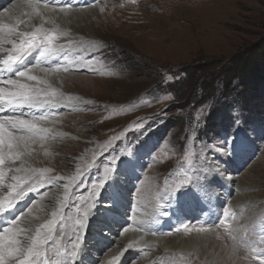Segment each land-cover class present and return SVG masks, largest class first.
Returning a JSON list of instances; mask_svg holds the SVG:
<instances>
[{
	"label": "rangeland",
	"instance_id": "374dc122",
	"mask_svg": "<svg viewBox=\"0 0 264 264\" xmlns=\"http://www.w3.org/2000/svg\"><path fill=\"white\" fill-rule=\"evenodd\" d=\"M103 1L92 0L84 8L87 11L85 17L57 24L63 27L72 24L78 36L93 40L95 43H91L100 48L96 54L88 58L85 56L81 60L77 59L78 53L60 50L68 51L72 56L69 68L75 64L86 67V71H74L75 76L84 81L77 86L76 92L85 102L74 108L64 107V110L55 115V123L66 125V131L59 132V136H62L59 138L66 141L60 144L63 143L64 146L67 143L68 146L63 152L52 149L42 155L50 161L49 164L52 160L56 164L54 173L57 177L75 178L73 187L69 188L72 196L67 202L68 209L62 213L55 212L52 217L47 216V211L54 207L49 198L65 189L57 186L54 179L39 176L33 185L18 193L28 195L33 200L23 210L11 211L6 208V214L0 216L1 226L6 224L7 228L13 221L35 220L37 229L47 230L44 243L38 249L39 256H34L33 261L30 259L28 264H36L40 256L47 258L48 264H68L61 257L55 256L58 249L60 255L64 250L72 255H81V251L87 249L90 253L88 264H103L105 261L111 262L110 264H197V261L199 264H211L196 248L187 249L175 243L178 239L194 238L199 230L205 229L207 233L215 235L214 243L218 248L215 255L221 257L224 264H264L261 259V254H264V109L257 106L248 110L243 108L237 101L235 92L224 95L221 84H218L206 102H200L201 105H198V101L188 102L181 113L175 109L182 105L173 100L168 89V85L176 81L174 75L179 76L178 71L185 67L213 63L211 73L214 71L215 75L232 66L235 56L263 45L264 0H113L116 2L114 5ZM12 2L13 0H0V8L9 7ZM93 2L95 3L92 4ZM95 7L102 12L121 10L123 7V11L128 12V19L142 11L146 20L133 24L134 39L129 37V33L124 30L126 24L121 22H117L118 31L110 29L108 23L109 26L104 24L103 29L96 28L93 31V27L102 24V20L93 14L92 9ZM17 12L35 11L18 7ZM142 40L149 42L141 43ZM153 79L157 80L156 84L163 83V86L152 88ZM235 86L237 89V83ZM260 88L264 89V83ZM219 101H224L226 109L232 114L233 127L220 135L215 129L213 134L207 135L202 130L204 121ZM259 101L260 99L256 104ZM242 116L244 120L253 117L251 120L254 124L243 123L248 132L242 129ZM166 123L170 126L165 130L163 125ZM175 123L179 125V130ZM239 128V135L246 145V162L240 169H230L237 178L231 181L229 198L236 195L240 177L247 175L250 186L246 196L257 201L260 215L253 224L245 226V241L251 242V246L248 248L244 245L243 238L241 242L238 241L237 253L234 257L231 255V246L237 240L232 230V216L236 214V208L228 199L222 200L218 206L214 204L216 221L211 226L191 228L185 224V218L181 214L183 226L157 230L154 238L166 243L171 247L169 249L161 244L159 247L157 242L153 243V249L146 248L137 242L139 238H130V230L135 223L132 216L140 212L142 200L156 205L155 195L161 196L186 183L184 181H189L191 175H198L199 181H209L217 170L227 169L225 161H229V166H232L229 160L231 147L226 138L233 137ZM159 129H164L165 132ZM148 135L160 136L162 142L153 153L154 159L143 165L140 171L142 177L137 181H130L127 172L120 168L112 173L113 169L107 167L105 162H115L120 158L122 144L136 143ZM0 139H3L1 133ZM56 141L53 140L48 148L54 146ZM0 149L9 151L6 143L0 144ZM85 149L86 155L83 152ZM13 151L22 153L15 141L11 152ZM38 160L41 165H49L43 164L40 158ZM212 165L216 167L215 171L212 170ZM90 170L105 181L113 182L116 175L123 180L127 201L123 208L118 203L117 208L113 206L117 214L111 219V232L98 237L97 241L95 238L93 240L94 235L105 229L111 215L105 218L108 221L100 222L87 235L82 234L81 230L74 231L71 226H81L86 212L94 203L101 202L105 206L110 204L106 190H99L92 182L89 184L88 181H83ZM95 172L88 177L92 179L91 176H96ZM37 184L40 189L45 190L43 194L36 188ZM228 188L230 191L229 186ZM10 199L8 197L7 200ZM64 214L67 217H63ZM59 223L67 226L68 230L61 232ZM157 223L161 228L167 225V222L160 219H157ZM73 231L82 234L79 249L67 237V233ZM122 240L127 241L124 251L118 244ZM210 248V245H206L207 250ZM79 260V264H84L80 257Z\"/></svg>",
	"mask_w": 264,
	"mask_h": 264
},
{
	"label": "bare ground",
	"instance_id": "6f19581e",
	"mask_svg": "<svg viewBox=\"0 0 264 264\" xmlns=\"http://www.w3.org/2000/svg\"><path fill=\"white\" fill-rule=\"evenodd\" d=\"M91 1L92 0H13L11 6L0 8V65L4 64L3 61L7 59L10 53H12L13 55L17 53V51L13 52V45H15L16 48L20 47V33H33L36 32L37 29H40L41 33L37 37V43H39L40 40H43L44 34L51 35L55 37V39H53L51 42V47L57 49L56 52L48 56L41 57L39 55L37 64H34L31 68H29V75L35 76L37 78L36 80H29L27 79V76H18L12 79L26 85L28 89L32 90L33 94L38 91V99L41 104L39 107L32 108H29L27 104H25L23 107L17 106L14 109L10 108L11 111L8 116L15 115L37 124V129L34 130L37 134L33 136L27 130L12 129L10 125L5 123V132L11 131L13 135H23L25 137V141L19 144L15 141L18 147L22 150V153H17L15 151L10 153L9 151H3L0 149V159L3 160V163H0V206L4 203H10L16 198V195L21 190L33 185L36 178H38L39 176H43L54 179L55 183H57V186H61L65 189L64 191L62 190L55 193V196L49 198V202L53 203L54 207L53 209H49V212L47 211V216L52 217L55 212L62 213L63 211L68 209L67 202L69 200V197L72 196V194L70 193L71 190H69V188L73 187L75 178H70L69 176L61 178L57 177L54 173L57 169L56 164L53 163V160L51 161V164H49L50 161H47L45 157H42V155H45V152H47L48 150L51 151L53 149L54 151L57 150L63 152L64 149L68 146L67 143L62 146L63 143H60L66 140H64L63 138H59L62 137L59 136V132L66 131V125L63 126L62 124V126H60V124L58 125L57 123H55V120L57 118V116L55 115L44 118L43 120H37L35 118L37 116L44 117V113L60 110L64 107H78L80 106L79 104H83L85 102V100L81 99V97H79L76 92L77 86H79L84 81H82L79 76H75L74 73L79 70L81 72L86 71V67H81L78 64H75L74 66L69 68L68 65L72 58L69 52L78 53L79 57H77V59L81 60L85 56H87L88 58L92 54H96L100 51V48L91 43H95L93 40L78 36L72 24H67L66 27H63V25L58 26L57 24L65 23V20L80 19L81 17H85V12L87 11H84V8L86 9V6L90 5ZM103 2H108L111 5H114L116 3L113 0H104ZM18 7H24L30 11L34 10L35 12H17ZM92 10L94 12L93 14L102 20L101 25L92 28L93 31L96 28L103 29L102 26L104 24H109L110 26H108L110 27V29L118 31L119 26H117V22H121L123 24H126L124 30L129 33V37L132 39H134L135 36L132 31L133 24H135L136 21H138V23H141L146 20V16L142 11L139 14H135V17H129L130 19H128V12L123 11V7L121 8V10L110 9L104 10L103 12L98 10L97 7L93 8ZM9 28L13 29V32L11 34L8 32ZM144 41H147V43L149 42V40H142L141 43ZM44 46L48 45H41V47ZM62 49H66L69 52L66 51L64 53L63 59L61 61L60 50ZM35 51L39 53V47ZM40 58L56 60L57 62H61V65H59L57 68H47L49 69V71L45 72L43 71L45 67L40 63ZM92 69L94 70V67H92ZM38 81L41 82L38 83ZM0 89H3L5 93L15 90L13 85H8L5 83L0 84ZM8 99L9 97H7L6 95L3 96V99H0V104L5 106V108H9L7 105ZM2 120H4V118H0V121ZM42 129H46V131H42ZM53 140H57L56 143L54 144V146L48 148ZM68 142L71 143L70 141ZM83 152L84 155L87 154L86 149L83 150ZM39 158L43 164L49 165L46 166L39 164ZM227 162L229 163V161ZM212 167V170L215 171L216 167L214 165H212ZM228 167L229 164L227 166V169L223 168L221 170H217L214 178L223 182L225 185H228L230 187V192L228 194L231 195V181L233 179L235 180L237 177H235V175L231 172L232 170H228ZM18 168L20 169V171L17 172L16 169ZM248 179L249 178L247 175L240 177L238 182L240 186L239 188H236V195L231 199L229 198V195H215L217 197L215 206L221 204L222 200L226 201L228 199L229 202H231L236 208V214L232 216L233 224L231 223L233 236L237 239L236 242L231 246V255H233V257L234 254L237 253L238 243L241 242L243 238L244 245H246L248 248L251 246V242L248 243V241H245V239H247L244 235L245 226L253 224L254 221H256L260 216L258 215L259 211L257 208V201L246 196V192L250 186ZM113 183L115 185L114 188H116V193L111 195V197L115 199L116 204H120L123 208V205H125L127 202L124 195V187L122 185L123 180L121 181L116 175ZM8 197H10L11 199L7 200ZM159 197L160 194L155 195V202ZM140 208V212L137 213V215L133 214L132 216L133 220H135V223L130 230V238H139L137 239V242L141 243L142 246L150 249H153L154 242H157L159 247L161 244L167 249L171 248L166 243L160 242L159 240L154 238V234L158 232L154 228L153 224V217H157V212L154 213L155 205L145 203L142 200L140 202ZM115 210L116 209L113 208L111 204L105 206L101 202L94 203L93 206L85 214V219L81 225L83 229L80 232L85 235L91 233L95 229L97 224L103 221H108L105 218L111 215L109 221L106 222L105 229L96 233V235H94L93 237V240L95 238V241H97L98 237L107 235L108 232H111V228L113 227V221L111 219H113L117 214ZM216 212L217 211H215L214 213ZM1 215L2 214H0V216ZM65 216L66 214H64L63 217ZM36 225L37 221L35 220L13 221L9 224V227H7L0 233V246H2V249L8 248L10 242H13L11 244L12 247L21 249V252L15 254L16 259L9 258L8 264H18V261L20 259H23L24 254H26L27 252V249L31 247L33 239L37 236ZM40 232L41 239H44L47 234V230L42 229L40 230ZM207 232L208 231L206 229L199 230L196 237L190 239H178L175 241V243L187 249L196 248L201 255H203L211 262V264H224L222 258H218L215 255V252L218 250L217 246H215L214 243L215 235ZM40 244L41 243L37 244L39 245L37 246V249L41 247ZM118 244H120V248L122 249V251H124V248L127 247L126 240L119 241ZM206 245H210L211 248L207 250ZM164 251L165 250H161V252ZM225 252L226 251L224 250L223 253ZM89 257L90 253L87 252V249H83L80 255L81 262L84 264H88ZM30 259H32L33 261L34 256ZM110 263L111 262L109 261H105L103 264ZM197 264H199L198 261Z\"/></svg>",
	"mask_w": 264,
	"mask_h": 264
},
{
	"label": "trees",
	"instance_id": "16d2710c",
	"mask_svg": "<svg viewBox=\"0 0 264 264\" xmlns=\"http://www.w3.org/2000/svg\"><path fill=\"white\" fill-rule=\"evenodd\" d=\"M232 63V66H228L224 71L215 75L213 73L216 72L213 71L211 73L214 67L213 63L211 65L198 64L179 70V76L174 75V80L176 79V81L168 85L169 93L172 94L173 100L182 105L175 111L182 113L188 102L198 101V105H201L200 102H206L208 97L212 96L218 84H221L224 95H230L235 92V97L238 98L237 101L243 108L248 110L253 106L254 108L257 106L261 110L264 109V89L260 88L264 83V44L256 46L249 52H243L235 56ZM156 81L155 79L151 81L152 88L159 85L163 86V83L159 84L158 82L156 84ZM235 83H237V89ZM259 99V103L256 104ZM242 118L243 116L240 117L242 129L248 132L243 127V123L245 125L251 123L253 117L245 120L244 118L242 120ZM176 120L173 121L176 122ZM163 126L166 130L170 124L166 123ZM175 127L179 130L177 123H175ZM232 127V114L226 109L224 101H219L215 104L213 110L209 112V115L206 116L202 130L207 135L213 134L216 130L220 135L226 133ZM165 130L159 129L163 133Z\"/></svg>",
	"mask_w": 264,
	"mask_h": 264
},
{
	"label": "snow or ice",
	"instance_id": "6c2138e0",
	"mask_svg": "<svg viewBox=\"0 0 264 264\" xmlns=\"http://www.w3.org/2000/svg\"><path fill=\"white\" fill-rule=\"evenodd\" d=\"M8 32L11 34L13 32V29L9 28ZM41 30L37 29L36 32L29 33L24 32L20 33V50L19 54L13 55L10 53L6 60L3 61V63L7 66V71L12 72L13 71V65H18L15 69L16 75L20 77L27 76V79L29 80H36L37 78L35 76L29 75V69L27 68H21L19 65H23L24 63V56L28 54L31 51H35L38 47L40 48L39 55L41 57L48 56L54 52L57 51L56 48L51 47V42L53 39H55L54 36L44 34L43 40H40L39 43H37V37L40 35ZM30 37V39H29ZM47 44L48 46L41 47V45ZM17 49L15 45H13V52H16ZM43 71L48 72L49 69L44 68ZM41 81H38L40 83ZM3 83L8 85H13L15 90L4 92L3 89H0V99H3V96L9 97L7 100V105L9 108H15L17 106L23 107L25 104L29 108L32 107H39L41 102L39 101V92H35L33 94L31 89H28L26 85L21 84L17 81H14L12 79L4 80ZM4 109L0 107V111H3ZM35 119L37 120H43L44 117L37 116ZM5 123L11 126L12 129L16 130H27L30 134L35 136L37 133L34 131L37 129V124L30 122L27 119H23L20 117H17L15 115L12 116H6L4 117V120L0 121V133L3 134V139H0V144L6 143L7 148L9 149V152L11 153V150L13 149V142L16 141L19 143H23L25 141V137L23 135H13L11 131L5 132ZM42 131H46V129H42ZM0 163H3V160L0 159ZM13 242L9 243L8 248L2 249V246H0V264H8L9 258L16 259V253L21 252V249L14 248L11 246ZM38 243H44V240L41 239V232L40 229H37V236L33 239L31 247L27 249L26 254H24L23 259H20L18 261V264H28V261L31 257L39 256V251L37 249ZM261 259L264 260V254H261Z\"/></svg>",
	"mask_w": 264,
	"mask_h": 264
}]
</instances>
